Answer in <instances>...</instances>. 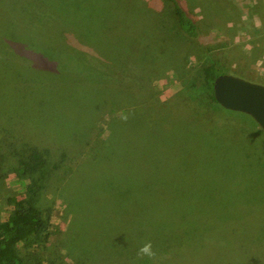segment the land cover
Returning <instances> with one entry per match:
<instances>
[{"label":"rangeland","instance_id":"1","mask_svg":"<svg viewBox=\"0 0 264 264\" xmlns=\"http://www.w3.org/2000/svg\"><path fill=\"white\" fill-rule=\"evenodd\" d=\"M138 1L0 0V220L28 186L50 209L44 237L17 245L25 264H264V131L219 105L188 113L208 63L264 85V11L187 0L203 34L177 45L163 4ZM88 133L103 145L67 172L50 158L16 175L23 144L76 159ZM149 241L151 259L138 255Z\"/></svg>","mask_w":264,"mask_h":264},{"label":"trees","instance_id":"2","mask_svg":"<svg viewBox=\"0 0 264 264\" xmlns=\"http://www.w3.org/2000/svg\"><path fill=\"white\" fill-rule=\"evenodd\" d=\"M224 0H206L204 3V7H208L211 9L212 12V6L215 2H221ZM163 4L162 9L163 13H170L171 14V36L170 38H175V43L179 45L180 41L176 42V39L181 38L180 35H183L181 38L183 41H191L198 43L200 41V38L203 34V30L200 28L198 23L197 16L189 9L188 7V1L187 0H140L137 4L140 6L146 8L145 11H151L153 12L156 10L158 5ZM257 8L259 11H264V0H256ZM138 6V5H137ZM235 8V7H234ZM159 9V8H158ZM163 17L159 21V23L166 19ZM232 17V16H231ZM169 31V28H168ZM62 46L63 48L68 51V39L65 37H62ZM76 49V48H75ZM71 52L76 54L78 57L82 58L86 53L82 50H74L73 47L70 46ZM94 58V59H93ZM88 59L89 62H93L95 59L98 60V58L93 57ZM78 61H81V59H77ZM87 61V59H82ZM87 65V63H85ZM98 69V67L96 68ZM101 71H103L102 68H100ZM226 69L223 68L220 64L217 62L208 63L201 67V76H202V83H203V97L200 94H197L196 92H193L192 97L189 96V100L194 102V106H191L189 108L188 112L190 114V118L194 114V111L199 108V112L201 113L200 109L206 108L205 112L208 116H214L213 109H211L212 106H217V102L215 101L212 93V85L215 80V78L221 74H224V71ZM113 78V74L109 73L107 71V74L102 72L103 75H108ZM111 74V75H110ZM113 80V79H112ZM111 80V81H112ZM195 94V95H194ZM198 97H197V96ZM179 101V99L177 100ZM187 102H179L177 109L178 113L180 114L183 110L181 107L186 106ZM198 105V106H197ZM165 108L162 110H169L171 108V105L169 106V103L163 104ZM198 107V108H197ZM160 110L159 112H163ZM143 112L150 113L148 109L143 110ZM180 112V113H179ZM234 113V112H233ZM181 115V114H180ZM218 115V114H217ZM149 120V119H148ZM54 131L59 132L61 130L59 129H53ZM111 130V129H110ZM87 131V130H86ZM90 132V131H88ZM58 134L55 135H49L47 136L44 134L43 137H46L48 139L55 138L57 140ZM57 135V136H56ZM89 133L87 134V137L85 138V142L78 143L73 140V146L72 149L77 155L76 159L73 156L72 158H68L65 156V154H62L63 151L60 150V155H53L49 156L48 151L46 147L43 145H33V144H23V147L21 148V151L26 148L27 145H30V155L29 158H21L18 160L17 167L15 169V173L17 176L23 177L25 175H33L36 172H38L39 169H42V166L47 165L48 160L50 158L55 161V163L52 164V169L57 170L60 167L63 168L65 166L64 162H69L70 164H76L75 162L78 160V157L83 154L84 148L87 146L91 147L89 150L96 149L103 145V140H97V139H90L89 140ZM57 138V139H56ZM92 140V141H91ZM45 141H43L44 143ZM101 143V145L97 146V144ZM50 145V144H49ZM88 151V150H87ZM58 152V150H56ZM51 161V160H50ZM65 170L64 168L62 169ZM66 171V170H65ZM67 172V171H66ZM63 174L62 177L66 175ZM27 193L29 196L16 199L14 197H11L8 199V203L11 205V211L6 219L0 220V264H25L24 258L20 255L17 245L19 243H34L35 241H38L42 236L44 237V232L47 230V228L50 225V209L47 208L45 212L41 210V208L37 205V201L35 199V191L28 186L27 187Z\"/></svg>","mask_w":264,"mask_h":264},{"label":"water","instance_id":"3","mask_svg":"<svg viewBox=\"0 0 264 264\" xmlns=\"http://www.w3.org/2000/svg\"><path fill=\"white\" fill-rule=\"evenodd\" d=\"M217 104L249 116L264 131V85L230 74L217 76L212 85Z\"/></svg>","mask_w":264,"mask_h":264},{"label":"clouds","instance_id":"4","mask_svg":"<svg viewBox=\"0 0 264 264\" xmlns=\"http://www.w3.org/2000/svg\"><path fill=\"white\" fill-rule=\"evenodd\" d=\"M121 118L126 120L127 116L122 113ZM138 255L141 257H148L150 259L154 257L156 254L153 251L152 243L149 241L143 244L138 250Z\"/></svg>","mask_w":264,"mask_h":264}]
</instances>
